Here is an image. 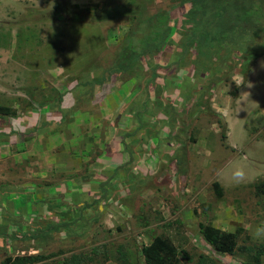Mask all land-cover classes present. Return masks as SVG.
Segmentation results:
<instances>
[{"label": "rangeland", "instance_id": "obj_1", "mask_svg": "<svg viewBox=\"0 0 264 264\" xmlns=\"http://www.w3.org/2000/svg\"><path fill=\"white\" fill-rule=\"evenodd\" d=\"M56 4L65 18L99 19L58 21ZM144 4L0 0V105L18 115L16 123L0 120V226L14 231L22 222L21 233L32 234L75 219L47 239H0V264L38 253H55L58 262L83 254L90 264H146L143 250L159 236L191 258L180 253L179 264L203 255L210 264H248L246 253H213L201 224L237 233L239 247L264 244L253 237L264 226V54L249 77L242 53L223 50L225 62L194 50L181 57L176 37L133 69L91 84L117 64L125 44L142 51L150 26L129 35ZM119 6L124 15L102 18ZM60 94L64 124L46 123L41 104L50 107ZM160 102L171 105L174 120ZM167 122L177 138L157 142L155 155L139 151L152 133L159 131L156 141L167 136ZM120 161L132 164L114 172ZM235 166L245 167L246 182L230 183Z\"/></svg>", "mask_w": 264, "mask_h": 264}, {"label": "trees", "instance_id": "obj_2", "mask_svg": "<svg viewBox=\"0 0 264 264\" xmlns=\"http://www.w3.org/2000/svg\"><path fill=\"white\" fill-rule=\"evenodd\" d=\"M138 2L145 3V7L139 9L141 14L137 16L138 25L135 26L137 30L132 31L133 33L129 36L133 37L138 31H144L148 25L150 26L151 33L147 36L142 51H139V53L138 50H135L132 43L125 44L119 49L117 64L108 69L102 78L91 82V84H105L111 80L114 73L133 69L136 62L149 57L153 51L161 52V47H165L169 40V43H171V39L176 37L181 39L178 46L181 57L194 50L197 56L225 62L228 59L220 57L223 50L242 53L247 64L242 63L244 67L242 73H247V75L250 72L251 64L264 54V0H134L135 4H138ZM118 8L116 13L112 10L110 12L106 11V16L102 18L117 19L113 16L120 17L124 15L123 6ZM55 9L54 14L60 21L63 19L80 21L82 16H84L83 20L94 21L95 18L99 19L95 15L81 14H73L71 18H65L59 5L56 4ZM103 9L105 10V6ZM204 12L210 13V16L204 15ZM27 95L31 100H35L33 91L28 92ZM64 96L65 94L59 95L58 103L61 104ZM41 105L45 106L44 103ZM158 107L159 110L167 113L172 111H169L171 105H165L162 102ZM14 114L15 111L12 106L0 105V115L5 117L14 116ZM218 117L220 118V115ZM150 133L149 131L148 134ZM152 134L148 145L155 148V139L158 132ZM223 138H226V134H223ZM145 147L148 148V146ZM150 152L154 153V149ZM215 187L219 192V196H222L223 193L219 190L220 185L216 183ZM262 192L264 193V183L262 184ZM74 220L72 222H50L44 229H38L32 234L28 232L21 233L22 222L14 223L16 227L14 231L11 229L13 226H0V239H47L53 233L68 229L69 225L75 223ZM200 232L203 240L210 246L213 253L233 256L240 251V254H248V264H264V244L239 247L237 233L219 230L212 224L206 226L201 224ZM20 233L23 237L19 235ZM36 250L38 251L39 248ZM180 253L191 260L185 250H180L170 238L161 236L143 250L146 264H179ZM56 257L57 254L55 253L50 255L43 253L15 255L14 257H7L4 264H90L93 261L91 258L88 259L83 256V254H73L62 262L55 260ZM210 261L208 256L203 255L196 264H210Z\"/></svg>", "mask_w": 264, "mask_h": 264}, {"label": "clouds", "instance_id": "obj_3", "mask_svg": "<svg viewBox=\"0 0 264 264\" xmlns=\"http://www.w3.org/2000/svg\"><path fill=\"white\" fill-rule=\"evenodd\" d=\"M58 21H60V19L58 18ZM253 68V67H252ZM251 68V69H252ZM250 69V72H249V74H248V76L250 77V73H251V70ZM249 77H248V79H249ZM234 82H235V84L237 85V87H238V84H237V81L236 80H234ZM248 81H246L245 83H247ZM246 85V84H245ZM244 85V86H245ZM243 86V87H244ZM243 87H242V89H243ZM242 89L240 90V93H239V98H240V96H241V91H242ZM64 98H65V96L63 97V99H62V102H61V104L60 103H54V104H50V107H49V105L46 107V106H43L44 107V109H43V114H45V115H47L46 116V119H45V122L46 123H56V124H64V121H65V118H66V116H67V110H65V108H63V100H64ZM136 112H137V110H136ZM84 113V112H83ZM25 114V113H24ZM167 114V117L170 119V113H166ZM58 116H60L61 118L60 119H54L55 117H58ZM23 117H26L25 115L23 116ZM17 118H18V115H16V112H15V114H14V116H11V115H9V116H3V115H0V120L1 121H3L4 119L5 120H8L11 124L12 123H16L15 121L17 120ZM171 119H173V118H171ZM170 119V120H171ZM175 119V118H174ZM173 119V120H174ZM13 120H14V122H13ZM21 120V119H20ZM169 120V121H170ZM18 122V121H17ZM224 123L226 124L227 123V120L225 121L224 120ZM3 124V123H2ZM169 125L168 127L170 128V129H168V133L166 134L167 136L165 137V138H162V139H160V141L158 140V141H156L155 140V144L157 143V142H167V141H169L170 142V140L171 139H176L177 138V135H175L174 134V130H175V128H176V126H175V124H174V122H167L164 126H166V125ZM3 125H5V124H3ZM0 126H2V125H0ZM43 126V125H42ZM40 127L39 126H37V129H39ZM1 131H3V130H1ZM159 132V131H158ZM159 136H157V138H158ZM148 142H150V141H147V142H142L140 145V150L139 151H141L142 153H144V154H148V155H150V156H152V155H155V153H156V149L157 148H159L157 145L155 146V148H154V146H152V145H148ZM145 146H148V148H146ZM154 149V153H151L150 151L151 150H153ZM134 152V151H133ZM120 163V165L118 166V167H116L115 168V170H114V172L116 171V172H118V170H120V169H123V168H127V166L128 165H131V164H125L123 161H121V162H119ZM141 165V164H140ZM142 166V165H141ZM139 174H144V175H146V173H140L139 172ZM222 177H224L225 176V170H221L220 171V173H219ZM229 179H230V183H232V184H235V185H239V184H242V183H244V182H246L247 181V179H248V172L246 171V169H245V167L244 166H235V167H233L232 168V170H231V172H230V177H229ZM223 196V195H222ZM253 237L254 238H261V237H264V226H261V227H257L256 229H255V231L253 232ZM237 254H240V251H238V252H236ZM235 253V255H237ZM227 256V255H226Z\"/></svg>", "mask_w": 264, "mask_h": 264}, {"label": "crops", "instance_id": "obj_4", "mask_svg": "<svg viewBox=\"0 0 264 264\" xmlns=\"http://www.w3.org/2000/svg\"><path fill=\"white\" fill-rule=\"evenodd\" d=\"M240 98H242V95L240 96ZM236 108H237V105H236ZM236 111L238 112V114L240 113V111L238 109H236Z\"/></svg>", "mask_w": 264, "mask_h": 264}]
</instances>
